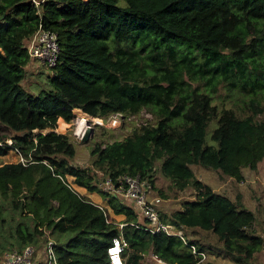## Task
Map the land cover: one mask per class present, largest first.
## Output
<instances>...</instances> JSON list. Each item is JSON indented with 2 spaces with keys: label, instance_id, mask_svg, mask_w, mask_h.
Masks as SVG:
<instances>
[{
  "label": "trees",
  "instance_id": "1",
  "mask_svg": "<svg viewBox=\"0 0 264 264\" xmlns=\"http://www.w3.org/2000/svg\"><path fill=\"white\" fill-rule=\"evenodd\" d=\"M43 1L0 0V127L12 142L0 138V158L16 150L26 161L0 166V264L48 231L70 235L56 240L58 264H108L107 249L120 237L128 243L125 264H142L150 253L163 264H205L190 248L203 246L132 226H141L134 205L99 188L120 176H140L153 188L158 170L177 191L197 193L172 220L160 213L161 220L212 232L230 260L249 264L264 245L253 231L255 213L241 197L215 193L192 167L242 182L244 168L264 161V0ZM40 26L58 35L61 55L50 69L53 89L33 96L22 82L27 45ZM223 91L249 97L251 114L220 109ZM143 112L154 123L123 141L95 144L88 167L74 164V142L56 132L66 131L74 113L96 119ZM219 114L214 146L208 127ZM69 177L100 194L128 225L119 230L108 210L69 187Z\"/></svg>",
  "mask_w": 264,
  "mask_h": 264
},
{
  "label": "rangeland",
  "instance_id": "2",
  "mask_svg": "<svg viewBox=\"0 0 264 264\" xmlns=\"http://www.w3.org/2000/svg\"><path fill=\"white\" fill-rule=\"evenodd\" d=\"M121 3L122 5H125L124 1H121ZM25 72V79L22 82V87L28 94L36 96L41 92H49L53 89L49 82V76L52 75V72L40 62L30 60ZM249 101V97L244 98L240 94L230 97L227 91H223L220 94V100L218 102L220 109L225 107L235 110L239 115L248 116L251 114L249 111ZM214 103L216 104V101H214ZM219 117L220 114L210 122L208 127L207 139L208 142L214 146H216V143L212 142L211 136L217 127V119ZM79 120H83L85 123L90 121V127L94 129V133L86 143L83 142L81 138L75 136ZM258 120L264 122V115L258 116ZM146 122L154 123V120L151 115L146 114L145 112L140 116L129 118L113 114L96 119H89L82 114L74 113L73 120L70 124L66 125V131L61 132L59 127L56 129V132L69 135L77 150L74 164L77 167L83 168L91 165L90 152L95 144L100 142L112 143L115 141H123L127 137L138 132L142 124ZM48 131L49 130H46L45 132ZM36 133L46 134L42 131H37ZM0 138H5L8 144L11 143V133L3 127H0ZM21 160L22 157L19 153L16 150H13L8 155L0 158V166L4 164L18 163L21 162ZM192 170L196 178L205 185L210 186L215 193L225 195L234 202L238 201L239 197H241V202L244 206L253 210L256 215V222L253 229L255 235L264 240V161L258 164L257 170L244 168L242 170L244 176L243 182H238L234 178L225 176L220 171L207 169L202 166H193ZM68 181L72 183L74 179L69 177ZM73 187L76 190V186ZM148 196L150 200L159 199L161 203L158 210L162 217L165 216L169 220H172L176 213L183 210L186 202L195 200L197 193L192 188L182 192L177 191L172 186L170 180L166 179L158 170L154 187L152 188L151 186L149 188ZM178 230L183 233L186 242H195L204 247V252L207 256V259L204 262L205 264H237L227 257L223 244L212 232L186 228ZM69 237V234L63 235L53 233L51 235L49 231L46 232L45 237L40 238L39 243L35 246V259L40 264H44L45 261H48L49 259L47 253L48 242L52 241L56 244L57 238H63L64 240ZM141 263L152 264L154 263V260H152L150 254H147L145 260L141 261ZM249 264H264V245L255 254L254 259Z\"/></svg>",
  "mask_w": 264,
  "mask_h": 264
},
{
  "label": "built area",
  "instance_id": "3",
  "mask_svg": "<svg viewBox=\"0 0 264 264\" xmlns=\"http://www.w3.org/2000/svg\"><path fill=\"white\" fill-rule=\"evenodd\" d=\"M42 2L44 1L33 0L36 6H39ZM27 49L30 60L40 62L48 69L55 68L59 63L61 48L58 35L50 30L43 29L42 26H40L38 31L29 40ZM11 144L12 142L9 145ZM21 162L25 163L26 161L22 158ZM69 184V187L75 190L72 183L69 182ZM150 187V184L142 180L140 176H120L117 179L108 177L99 184V188L104 193L114 195L125 201L129 200L134 202L140 215L146 220V226L140 227L131 224L132 226L153 235L165 233L170 237H178L187 244L188 242L185 241L183 233L179 231L178 228L171 224L164 223L161 220V215L158 210L161 202L159 199L150 200L148 196ZM54 245L53 242L48 243L47 253L49 259L45 261L44 264H58L54 252ZM127 248L128 243L125 240L122 238H114L107 249L108 264H125L124 253ZM190 248L195 257H201L200 263L205 262L207 259L205 252H198L194 246H190ZM35 252L36 250L34 247H27L21 252L13 250L5 255L3 264H40L35 259ZM152 259L159 264L163 263L158 256L153 255Z\"/></svg>",
  "mask_w": 264,
  "mask_h": 264
},
{
  "label": "crops",
  "instance_id": "4",
  "mask_svg": "<svg viewBox=\"0 0 264 264\" xmlns=\"http://www.w3.org/2000/svg\"><path fill=\"white\" fill-rule=\"evenodd\" d=\"M38 1H42V0H38ZM74 179V178H73ZM75 181V179H74ZM74 181L72 182V185L73 186H76L74 184ZM243 182V181H242ZM79 189V190H78ZM79 195H81L82 197L84 198H87L88 200H90L93 204H95L96 206H99L101 209H106L108 210V215L110 216V218L115 222L114 224L117 226V228L119 230H122L123 227L127 226L128 224H126V216L125 215H115L114 212L110 209L107 201H105L104 199H102V197L100 196V194L98 193H90L88 192L85 188H81V187H78L76 186V190H75ZM221 195V194H220ZM225 196V195H224ZM227 197V196H226ZM229 198V197H228ZM120 199V198H119ZM230 199V198H229ZM122 200V199H120ZM124 202H128L130 204H132V206L134 205V209L135 211L138 213V216H139V223H141L140 225L142 227H145L146 226V220L140 215L138 209L136 208L134 202L132 201H129V200H122ZM248 208V207H247ZM249 209V208H248ZM251 210V209H250ZM253 211V210H252ZM107 215V214H106ZM144 223V224H143ZM136 225V224H135ZM123 226V227H121ZM140 226V227H141ZM121 238V237H120ZM49 242H52V241H49ZM48 242V243H49ZM54 243V242H53ZM55 244V243H54ZM56 244H57V241H56ZM35 248V247H34ZM151 255V258L153 256L152 253H150ZM153 260V259H152ZM154 263H157L156 261H154ZM152 263V264H154ZM159 264V263H158ZM163 264V263H162Z\"/></svg>",
  "mask_w": 264,
  "mask_h": 264
},
{
  "label": "bare ground",
  "instance_id": "5",
  "mask_svg": "<svg viewBox=\"0 0 264 264\" xmlns=\"http://www.w3.org/2000/svg\"><path fill=\"white\" fill-rule=\"evenodd\" d=\"M77 124H78V126H77V129H76L75 136H77V138H82L83 134L88 129L87 122L85 123V121L79 120Z\"/></svg>",
  "mask_w": 264,
  "mask_h": 264
},
{
  "label": "water",
  "instance_id": "6",
  "mask_svg": "<svg viewBox=\"0 0 264 264\" xmlns=\"http://www.w3.org/2000/svg\"><path fill=\"white\" fill-rule=\"evenodd\" d=\"M3 18L0 17V20H2ZM90 124L91 122L90 121H87V126H88V129L86 130V132L83 134L81 140L83 142H88L89 139L91 138V135L94 133V129L92 127H90ZM48 133V132H47Z\"/></svg>",
  "mask_w": 264,
  "mask_h": 264
}]
</instances>
